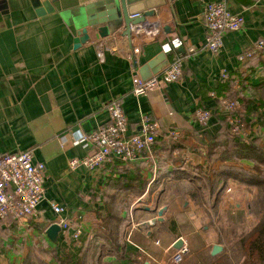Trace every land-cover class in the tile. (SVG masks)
Wrapping results in <instances>:
<instances>
[{
	"label": "crops",
	"instance_id": "crops-1",
	"mask_svg": "<svg viewBox=\"0 0 264 264\" xmlns=\"http://www.w3.org/2000/svg\"><path fill=\"white\" fill-rule=\"evenodd\" d=\"M50 1L55 12L38 17L30 0H0V157L33 150L35 161L47 168L45 198L37 216L15 226L0 222V264L27 263L42 238L49 242L45 231L60 220L54 205L65 209L61 217L72 229L61 230L58 243H52L55 256L45 255V264H58L56 255L76 258L87 251L89 259L92 241L102 243V248L120 245L105 253L100 264H169L178 240L190 251L182 264H204L227 252L220 238L230 219L218 209L222 204L225 212L236 202L235 210H243L234 187L221 196L204 191L196 201L188 191L194 184L180 186L166 175L159 186H153L159 169L175 170L172 157L159 168L161 155L154 150L130 163L133 171L128 172L121 164L90 172L84 167L71 169L69 163L93 153L89 143L81 142L82 136L107 125L106 106L119 99L130 133L139 132L141 118L149 116L159 125L160 144L167 146L172 139L191 144L172 153L174 159L208 171L205 134L214 135L220 127L219 115L228 116L219 106V74L223 69L243 72L245 63L240 64L238 56L264 40V0H167L156 17L133 30L131 37L120 31L100 40L92 31L91 41L79 50L73 49L76 19L103 0ZM209 2H225L245 20L239 31L225 35L218 54L206 48L204 10ZM162 54L168 63L160 73L182 58V78L135 97L131 72L135 60L140 74L143 66ZM258 78L264 81V75ZM199 109L213 113L206 129L196 122ZM134 173L147 181L145 190L121 191L118 186L125 188L124 182ZM126 216L125 232L121 238L120 233L115 236L111 222L114 218L123 222ZM152 219L156 222L147 225ZM102 220L110 222L106 231ZM75 229L81 230L77 237ZM215 245L223 250L212 255Z\"/></svg>",
	"mask_w": 264,
	"mask_h": 264
},
{
	"label": "trees",
	"instance_id": "trees-1",
	"mask_svg": "<svg viewBox=\"0 0 264 264\" xmlns=\"http://www.w3.org/2000/svg\"><path fill=\"white\" fill-rule=\"evenodd\" d=\"M231 75H234L235 78H230L227 81H223L219 77V95H221L219 106L221 99L227 98L238 101L239 107L228 116L219 115L220 127L214 135L205 134L208 139L206 140V147L211 161L208 171L200 172L190 163H182L173 158L172 153L186 149L188 145H191L189 142L185 143L182 139L172 141V139L167 142V146H163L160 144L158 137L155 140L153 150L161 155L159 168L163 167L164 163L167 162L166 160L172 157L175 170L162 172L158 168V178L153 186H159L166 175L180 186L194 184V188L188 191L196 201H198L200 195L205 194L204 191L216 192L218 196H221L230 186L235 187L236 184L237 187L247 188L252 195L250 202L247 204V210L250 215L255 217V224L247 233L236 240L230 253H224L216 259H211L206 264H264V81H260V78H258L264 75V49L245 63L243 72L237 71ZM255 77L258 78L257 81L254 80ZM236 82L239 84L238 89L234 87ZM236 120L242 125L241 133L233 131ZM243 130H246V133ZM258 131L262 133V136H255ZM162 155H165V157ZM119 164L125 166L127 172L133 171L130 168V163L120 160H115L103 167ZM200 176H203L202 179H199ZM203 179L204 181H202ZM146 185L147 181L143 180L142 175L134 173L131 177H128L127 182H124L125 188L118 187L121 191L132 189L140 194L145 190ZM198 185H201V188L197 187ZM179 189L178 187L177 190L179 191ZM113 217L115 216L113 215ZM115 218L111 222V228L114 231L112 234L117 236L120 233L119 237L121 238V234L126 230L123 225L127 223V216L123 222L122 219L117 218L115 220ZM33 219L31 217L29 220ZM0 222L13 226L18 223V221L10 218L0 219ZM109 223L107 220H102L101 225L105 231L108 229L106 224ZM122 226L123 230H120ZM71 229L72 226H70ZM76 230H73V234ZM100 244L102 243L91 242L93 257L89 259L87 258L88 251L76 258L68 254L61 255L62 258L56 255L59 260L58 264H100V259L105 253H113L115 252L113 249L120 246L119 244H110L107 248H102L99 246ZM54 249L55 246L50 241L48 242L45 238H42L40 243L33 248V258L28 257L29 261L23 264H45L43 257L48 254L54 257L56 253Z\"/></svg>",
	"mask_w": 264,
	"mask_h": 264
},
{
	"label": "built area",
	"instance_id": "built-area-1",
	"mask_svg": "<svg viewBox=\"0 0 264 264\" xmlns=\"http://www.w3.org/2000/svg\"><path fill=\"white\" fill-rule=\"evenodd\" d=\"M244 21V16L233 14L225 2H209L204 10L207 50L212 54H218L224 46L225 35L239 31L244 26ZM178 46H180L179 43ZM263 49L264 41L258 42L252 49L240 54L238 62L240 64L246 63ZM135 61L136 65L131 69L132 93L137 98L177 82L183 75L182 58H177L163 72L145 80L140 77L138 71V58ZM219 77L223 81L234 78L227 69H223ZM234 87L239 88L238 82L235 83ZM238 107L239 102L236 100L226 98L220 101V108L226 114H230ZM106 111L109 116V123L82 136L81 139V142L89 143L94 148L93 153L84 158L71 160L69 163L71 169L84 167L93 172L115 160L133 163L140 160L145 154H151L155 140L159 135L157 122L149 116H143L140 131L132 134L129 132L128 120L121 100L110 101L106 106ZM195 118L196 122L206 129L213 118V113L210 110L199 109ZM234 124L233 131L241 133L242 125L239 121L236 120ZM171 135L174 138L178 137L177 133L173 131ZM242 135L244 136L243 133ZM46 170L44 163L35 161L33 150L5 154L0 157L1 220L10 218L15 221H24L37 216L38 207L43 202L46 193ZM153 181L154 179L150 184ZM53 210L60 217L58 224L61 226V230L67 233L70 230L69 221L61 217L65 209L59 205H54ZM136 226L139 225L136 224ZM74 233L77 237L81 234V230L77 229ZM189 252L188 246L183 244L171 255L169 264H182Z\"/></svg>",
	"mask_w": 264,
	"mask_h": 264
},
{
	"label": "water",
	"instance_id": "water-1",
	"mask_svg": "<svg viewBox=\"0 0 264 264\" xmlns=\"http://www.w3.org/2000/svg\"><path fill=\"white\" fill-rule=\"evenodd\" d=\"M173 1V0H170ZM33 9L38 17L55 12L54 6L50 0H30ZM167 0H103L96 5L93 11L86 13V16H79L76 19L78 27L77 36L73 40V49L79 50L91 41V32H95L100 40H106L113 34L123 31L128 37H131L133 30H137L138 26L146 25L148 19L156 17V11L165 7ZM2 8H0L1 11ZM166 54L160 55L156 60L148 62L142 67L140 77L149 79L160 73L163 66L166 65ZM149 211V210H148ZM163 210L159 211L158 220H162ZM155 219L146 222L152 225ZM61 226L53 224L45 231L46 237L53 244L58 243ZM183 245L182 240H178L176 248ZM223 248L215 245L212 255L219 254Z\"/></svg>",
	"mask_w": 264,
	"mask_h": 264
},
{
	"label": "rangeland",
	"instance_id": "rangeland-1",
	"mask_svg": "<svg viewBox=\"0 0 264 264\" xmlns=\"http://www.w3.org/2000/svg\"><path fill=\"white\" fill-rule=\"evenodd\" d=\"M92 11L95 9L96 5L92 4L90 5ZM251 129V128H250ZM246 130H243L244 133ZM258 135L259 137L262 136V133L259 131L255 136ZM264 142V140H263ZM238 185L234 187V189L237 191V196H240L239 202L243 203V210H235V204L236 202H233L230 205L229 210H225V212L222 209V204L219 205L218 212L221 214L229 215V221H228V228L226 231H223V239H221V243L226 246L227 252L230 253L231 247L233 244L238 240L243 234L247 233L255 224V217L250 215L247 210V204L250 202L252 195L245 187H237ZM246 196V197H245ZM245 197V199H244ZM198 243L200 240H197ZM189 248V247H188ZM225 252V253H227ZM190 255V253H189ZM188 255V256H189ZM187 256V257H188ZM210 261L207 260L206 263ZM204 263V264H206Z\"/></svg>",
	"mask_w": 264,
	"mask_h": 264
}]
</instances>
